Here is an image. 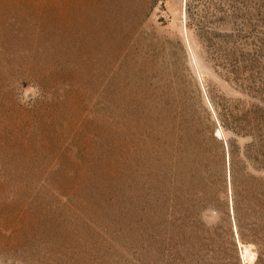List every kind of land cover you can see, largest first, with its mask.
Segmentation results:
<instances>
[{"label":"rangeland","instance_id":"rangeland-1","mask_svg":"<svg viewBox=\"0 0 264 264\" xmlns=\"http://www.w3.org/2000/svg\"><path fill=\"white\" fill-rule=\"evenodd\" d=\"M188 2L0 0V264H187L218 251L208 237L255 262L235 209L264 172L230 128L264 107L245 86L264 82V0H192L217 17L205 36Z\"/></svg>","mask_w":264,"mask_h":264},{"label":"trees","instance_id":"trees-1","mask_svg":"<svg viewBox=\"0 0 264 264\" xmlns=\"http://www.w3.org/2000/svg\"><path fill=\"white\" fill-rule=\"evenodd\" d=\"M191 2H188L187 4V18L191 21L190 23L196 27L201 35L205 36V34H211L212 32L209 29L210 25L207 26L205 25V23H212L216 21V15L214 16L212 14H197L195 12L194 5L191 4ZM231 18L232 15L224 14L223 16H220L218 22H222L224 20L229 21V19L231 21ZM233 30L235 31V29ZM233 30H231V33L223 38L225 41L229 42L230 36H236V41H233L234 45L232 46L230 51L233 57V61L229 63V67L232 69V73L244 76L242 77L243 79L239 77V80L240 82H243V84H246V82H248V78L246 77L248 76L250 78L255 69L254 67H256V63L254 61V58L247 59V62L243 64L242 61L238 59V57L246 58L244 54L242 55V53H240V55L236 53L238 50L236 46L237 42L242 39L243 35L240 33L232 34ZM253 84H248L245 86L246 88H248V90H251L250 88H252L253 92L256 94L254 95V93H251L252 90L250 92L248 91V94L252 95L255 99L264 102V94L262 92H259V89H261L260 91L264 89V82L261 86L258 87L255 86V83ZM257 109L259 111V116H257L256 120H254L255 122H253V117H249L250 115L248 114V112H243V114L235 118V124L234 126H231L230 129L232 130L233 134L237 136H250L252 138V141L244 147V155L253 160V162L260 166V169L264 172V107L257 106ZM177 118L178 122L175 123L177 135L182 136L183 132L181 126L186 123V116L184 115V112L182 110L178 111ZM158 119H162V117L158 116ZM222 121L224 122V120ZM189 122L190 123L188 124L190 125L191 120H189ZM167 143V139H164L163 142L159 145H154L155 151L158 153L163 152L164 150H166V146H168ZM225 143V146L228 149V157L231 160H234L236 154V151L234 149L235 144H233L231 140L227 139L225 140ZM195 170L197 173L206 175L204 179V185H202L203 190L205 185L209 183L213 184L212 178L210 177L211 166L209 165L208 161L196 164ZM200 194L203 195V198L207 200H209V198L211 197L209 193H206V191H201ZM242 196L245 203L244 215H239V213H237V210L235 209V220L238 225L237 238L242 242H251L255 245L257 254L256 260L253 264H264V190L256 189L255 187L250 188L249 186L245 189V194H243ZM208 240L210 241L211 245L215 244V247L218 248V251H215L212 254H206L201 253V251L199 250H194L189 246L186 249V257L188 258V260H186L187 264H241L236 250H234L235 254L233 255V257L230 258V256H225V252L222 251L223 249H225L224 244H218L214 241L213 238L210 237H208ZM231 244L232 247L237 246L236 241L231 242ZM201 245H203L202 242L200 243V246Z\"/></svg>","mask_w":264,"mask_h":264},{"label":"water","instance_id":"water-1","mask_svg":"<svg viewBox=\"0 0 264 264\" xmlns=\"http://www.w3.org/2000/svg\"><path fill=\"white\" fill-rule=\"evenodd\" d=\"M241 256H242V252H241ZM243 263L246 264V263L244 262V260H243Z\"/></svg>","mask_w":264,"mask_h":264},{"label":"bare ground","instance_id":"bare-ground-1","mask_svg":"<svg viewBox=\"0 0 264 264\" xmlns=\"http://www.w3.org/2000/svg\"><path fill=\"white\" fill-rule=\"evenodd\" d=\"M241 252H242V249H241ZM244 252V251H243ZM243 255V254H242ZM245 262V261H244ZM246 263V262H245Z\"/></svg>","mask_w":264,"mask_h":264}]
</instances>
